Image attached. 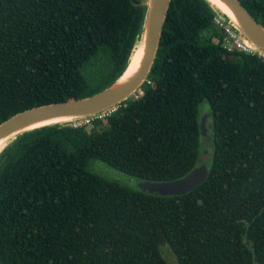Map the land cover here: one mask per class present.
<instances>
[{
  "label": "trees",
  "instance_id": "1",
  "mask_svg": "<svg viewBox=\"0 0 264 264\" xmlns=\"http://www.w3.org/2000/svg\"><path fill=\"white\" fill-rule=\"evenodd\" d=\"M140 0H0V123L34 106L89 96L125 70L143 28ZM264 26V0H240ZM208 0H170L142 94L103 118L51 124L0 151V264H264V56L227 50ZM100 49L108 74L82 66ZM207 106L208 158L199 129ZM11 143V144H10ZM207 163L179 195L128 188Z\"/></svg>",
  "mask_w": 264,
  "mask_h": 264
},
{
  "label": "water",
  "instance_id": "2",
  "mask_svg": "<svg viewBox=\"0 0 264 264\" xmlns=\"http://www.w3.org/2000/svg\"><path fill=\"white\" fill-rule=\"evenodd\" d=\"M214 5L211 0H208ZM231 12L234 18L214 5L222 16L228 19L240 36L261 54H264V26L242 5L240 0H219ZM143 28L139 41L143 42L142 56L137 69L125 80L120 81L122 74L111 84L101 90L82 98L63 102H54L31 107L10 116L0 123V141L6 142L1 150L17 135L45 125L70 124L84 121L104 112L129 98L146 80L155 60L163 22L170 5V0H147ZM137 45V43H136ZM135 45V46H136ZM209 113L200 117L201 136H208L210 125L207 124ZM0 150V151H1ZM208 175L207 163L201 162L184 176L168 181H138V187L149 193L160 195L184 194L201 184Z\"/></svg>",
  "mask_w": 264,
  "mask_h": 264
},
{
  "label": "rangeland",
  "instance_id": "3",
  "mask_svg": "<svg viewBox=\"0 0 264 264\" xmlns=\"http://www.w3.org/2000/svg\"><path fill=\"white\" fill-rule=\"evenodd\" d=\"M147 0H140V4H145ZM108 52L107 50L100 49L91 59H89L81 68V72L86 78L88 82V87L90 89H98L102 86V84L105 81V76L108 74ZM207 106L204 104H200L199 110H200V116H202L204 113H209V111L206 109ZM209 120V116L207 118ZM208 124V123H207ZM209 125V124H208ZM209 133V130L207 131V134ZM201 147L203 149V154L201 155V160H206L208 158V151L210 152V145L212 146V143L208 139L207 136H203L200 140ZM87 169H89L92 172L97 173L98 175L115 180L119 182L120 184H123L127 186L128 188L137 189L138 188V182L136 178H134L131 175H128L124 172H121L109 165H107L104 162H101L96 159H90L87 162L86 165ZM160 249L162 252L163 257L167 260L168 264H179L176 256L170 249L169 245L166 242H162L160 244Z\"/></svg>",
  "mask_w": 264,
  "mask_h": 264
},
{
  "label": "built area",
  "instance_id": "4",
  "mask_svg": "<svg viewBox=\"0 0 264 264\" xmlns=\"http://www.w3.org/2000/svg\"><path fill=\"white\" fill-rule=\"evenodd\" d=\"M214 23L220 27L222 30L221 33L223 34V45L227 50H232V49H238L246 53H257L260 56H264V54L258 53L250 43H248L246 40H244L240 34L236 31L234 28V25L226 19L224 16L221 14H216L214 16ZM139 95L142 94V90L138 89L136 91ZM116 109V107H113L111 109H108L104 112H101L97 115H94L93 117H90L88 119H85L84 121L73 123L72 126L76 127L82 124H87L90 121L94 120L95 118H103L113 112Z\"/></svg>",
  "mask_w": 264,
  "mask_h": 264
},
{
  "label": "bare ground",
  "instance_id": "5",
  "mask_svg": "<svg viewBox=\"0 0 264 264\" xmlns=\"http://www.w3.org/2000/svg\"><path fill=\"white\" fill-rule=\"evenodd\" d=\"M214 5H216L220 10L228 14L230 17L234 18L232 15V12L219 0H211ZM142 45L143 42L140 40L137 41V45L135 46L131 57L129 65L125 71V73L122 75L120 81H125L138 67L140 58L142 56ZM6 142L0 141V150L5 145ZM11 144V143H10Z\"/></svg>",
  "mask_w": 264,
  "mask_h": 264
}]
</instances>
